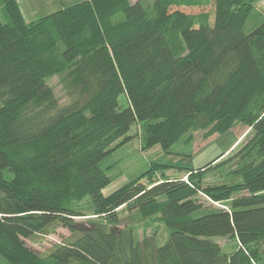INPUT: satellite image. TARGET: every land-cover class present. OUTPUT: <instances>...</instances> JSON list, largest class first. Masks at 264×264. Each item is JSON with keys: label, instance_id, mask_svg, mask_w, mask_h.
I'll return each instance as SVG.
<instances>
[{"label": "trees", "instance_id": "1", "mask_svg": "<svg viewBox=\"0 0 264 264\" xmlns=\"http://www.w3.org/2000/svg\"><path fill=\"white\" fill-rule=\"evenodd\" d=\"M1 1L8 23L0 18V257L8 264H255L251 250L264 246V161L253 159L264 160V106H250L264 95V16L246 29L257 0L150 7L86 0L33 24L17 0ZM55 46L60 63L43 56ZM53 76L65 101L49 84ZM237 123L252 140L234 186H205L202 169L179 168L188 180L159 178L175 168L151 165L104 195L110 181L102 163L136 137V124L143 150L160 145L169 153L192 132L223 135ZM87 201L96 220L79 223ZM121 210L164 225L166 241L140 239ZM56 227L71 236L48 257L25 245ZM216 237L236 238L248 251L224 254Z\"/></svg>", "mask_w": 264, "mask_h": 264}, {"label": "rangeland", "instance_id": "2", "mask_svg": "<svg viewBox=\"0 0 264 264\" xmlns=\"http://www.w3.org/2000/svg\"><path fill=\"white\" fill-rule=\"evenodd\" d=\"M86 0H19L22 5L21 12L27 24H33L42 20L56 12L65 8L76 5ZM135 3L139 0H129ZM145 6L150 7L155 0H140ZM177 2L185 1H202V0H170ZM208 9L188 10V13L198 14L203 11H211ZM264 16V0H257L255 2V12L247 23V32H251L260 18ZM0 18L4 23H8V17L4 9V5L0 0ZM37 44H44L45 37L40 35L37 38ZM174 48H177L179 42L177 38L173 41ZM60 46L53 48H45L43 52L44 58L55 63L61 62ZM50 86L53 87L57 96L65 101L66 95L60 83L58 76H53L49 80ZM128 103L126 97H120L121 110L127 108ZM264 106V95L260 94L250 106L251 111H258ZM142 125L136 124L131 134L135 135L128 144L120 148L107 160L102 163V169L109 178V185L104 190V195L109 196L116 190L121 188L126 183L141 177L151 165L169 166L175 169H167L163 173H158L159 178L166 176V178L174 179L183 177L188 180L189 173L180 171L181 169H194L195 171H203L205 186L218 188L223 185L234 186L242 181L236 177L239 166L243 164L242 157L246 155L248 145L252 140V133L242 123H237L235 127L226 134H215L211 137L205 136L204 131H197L190 133L189 137L183 138L180 142L175 144L170 152H165L160 145L153 146L147 150H143V142L141 139ZM224 154L220 159L219 156ZM253 161L256 164L262 163L263 159H256ZM205 167V168H204ZM180 168V170H179ZM204 168V169H203ZM158 178V177H156ZM203 202L207 207L225 208L226 203H215L206 198ZM83 210L87 216L76 219L79 223H86L96 220L93 215V206L87 201L83 205ZM123 224L134 227L140 239L144 237L155 236L159 243L166 241L168 237V230L164 225L153 223L147 225L136 214H128L125 211H120ZM71 236V233L63 228L56 227L51 230L49 234L35 235L31 239H24L25 245L40 255L41 257H48L55 246L63 243ZM213 241L219 244L224 254L232 255L239 253L245 248L241 247L236 238H213ZM247 250V249H245ZM244 250V251H245ZM248 251V250H247ZM258 258L255 264H264V246L256 247L251 250ZM0 264H8L0 257Z\"/></svg>", "mask_w": 264, "mask_h": 264}, {"label": "crops", "instance_id": "3", "mask_svg": "<svg viewBox=\"0 0 264 264\" xmlns=\"http://www.w3.org/2000/svg\"><path fill=\"white\" fill-rule=\"evenodd\" d=\"M18 1V3H19V5L21 4L20 2H19V0H17ZM20 8H22V5H20ZM24 18H26V17H24ZM27 21V20H26Z\"/></svg>", "mask_w": 264, "mask_h": 264}]
</instances>
